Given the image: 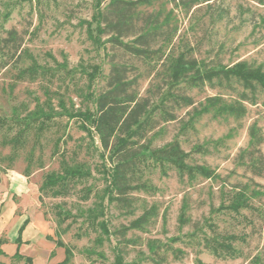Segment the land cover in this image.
Listing matches in <instances>:
<instances>
[{"label": "rangeland", "instance_id": "rangeland-1", "mask_svg": "<svg viewBox=\"0 0 264 264\" xmlns=\"http://www.w3.org/2000/svg\"><path fill=\"white\" fill-rule=\"evenodd\" d=\"M108 1L0 0V119L4 118V122L0 120V174L29 173L24 176L27 183L22 196L10 194L12 190L5 183L0 186V238L12 241L20 220H37L42 231L35 236L28 227L31 235L22 236L24 245L20 249L23 257L32 258V264L61 260L63 248L55 245L57 239L73 251L69 264H112L116 248L127 264H256V256L261 258L258 264H264V176H255L241 157L248 144L247 126L253 119H258L264 133V109L259 106L249 105L242 127L231 119L205 115L194 124V131L182 133L179 120L187 118L185 110L178 111L177 120L161 122L155 129L153 146L177 138L189 151L194 144L205 142L209 152L193 154V161L209 166L218 178L190 181L180 178L174 169H167L166 175L159 167L145 169L139 181L151 188L132 191L133 214H127L116 202L104 200V219L111 235H103L102 243L97 242L100 232L87 223L85 215L103 196L104 170L111 162L96 134L91 139L79 127V118L69 114L94 107L93 98L104 88L110 56L121 52L112 45L111 34L99 31L97 11ZM209 4L208 9L206 3L187 9L181 0H158L152 8L160 9L163 18L168 14L164 29L173 35L175 43L194 46L195 57L205 66L239 60L264 64V5L251 0H211ZM10 30L16 33L15 41L5 39ZM148 81L138 79L139 94L145 92ZM216 92L206 85L203 90L193 89L191 95L198 101ZM40 108L52 113L49 127L41 133L30 132L11 162L13 148L7 140ZM15 117L19 123L25 122L17 125ZM55 150L58 152L52 153ZM261 151L264 154V142ZM63 161L82 164L89 175L74 179L65 196L51 191L40 196L38 188L44 175L59 171ZM235 186L244 188L251 208H242L239 213L219 210L220 205L228 203ZM87 188L91 193L84 199ZM9 197L13 214L4 219L1 214ZM152 204L156 205V214L150 221L141 229H128L123 234L121 227ZM184 204L188 221L183 224L179 215ZM58 208L69 214L60 225L55 213ZM226 234L237 236L230 242V249H212L211 245L223 241L220 236ZM151 244L157 255L150 251ZM2 263L28 264L24 258L0 253Z\"/></svg>", "mask_w": 264, "mask_h": 264}, {"label": "trees", "instance_id": "trees-1", "mask_svg": "<svg viewBox=\"0 0 264 264\" xmlns=\"http://www.w3.org/2000/svg\"><path fill=\"white\" fill-rule=\"evenodd\" d=\"M156 1L158 0H109L103 9L97 11L99 31L111 34L112 45L121 52L110 56L104 88L93 98L94 107L69 114L79 118V127L86 131L91 139L95 133L103 150L109 153L111 166L104 170L106 187L103 196L85 215L87 223L100 232L101 237L96 239L98 243H102L103 235L106 238L111 235L104 219V200H107V203L116 202L127 214H133L135 198L131 195L132 191L151 188L146 182L139 181L145 169L159 167L163 175H166L167 169H174L180 178L186 177L190 181L197 177L218 178V174L209 166L193 161V154L209 152L205 142L194 144L189 151L182 148L177 138L153 146L155 129L161 122L175 121L178 111L185 110L184 116L187 118L179 120L182 133L194 131V124L205 115H210L213 119H231L236 122L237 127H242L241 120L248 115L249 105L264 109V64L253 65L239 60L226 65H203L194 55V46L184 42L175 43L173 35L164 29L168 14L163 18L160 9L152 8ZM209 1L211 0H181L187 9L201 3H206L208 9L211 6ZM251 1L264 5V0ZM261 22L264 23V15L261 16ZM15 34L14 30H10L9 37L5 39L15 41ZM126 38H131L130 42H125ZM132 70L134 72H131ZM28 73L33 72L28 70ZM138 79L149 80L143 94H139L136 88ZM88 81L92 82L93 78L88 76ZM206 85L217 89L218 92L205 95L197 101L191 91L203 90ZM0 120L4 122V118ZM51 120L52 113L44 112L41 108L28 122L20 120V123H25L23 126L19 125L15 134L7 140L13 148L9 156L11 162L18 156V150L28 141L29 133L35 130L38 133L45 131ZM14 123L20 124L17 118ZM247 134L248 144L242 150L241 157L246 159L248 169L255 176L263 177L264 154L261 145L264 142V133L258 119H253L247 126ZM57 152L58 150H55L52 153ZM28 154L32 158V153ZM22 174L25 177L29 175L28 172ZM88 175L82 164L71 165L63 161L59 171L44 175L38 188L40 196L48 191L53 195L65 196L72 189L74 179ZM235 189L228 203L220 205L219 210L239 213L242 208H251L250 197L245 195L244 188L235 186ZM90 193L91 189L87 188L84 199H87ZM256 193L252 192L251 195ZM186 207V204L182 205L179 215L183 224L188 221L185 216ZM58 209L55 213L57 225H60L69 214ZM155 214L156 205L144 208L127 226L121 227L122 233L128 229H141ZM27 223L28 218L17 230L18 235L14 240L17 248L12 256L24 258L28 264H32V258L23 257L18 249L21 233ZM220 238L223 241L215 242V245H211L212 249H230V242L236 240L237 236L226 234ZM4 242L6 241L0 238V245ZM54 243L63 248L64 254L63 258L54 264H69L73 257L72 249L60 239ZM149 247L152 253L158 254L152 244ZM176 251L178 254L182 253L179 249ZM0 253L5 254L1 248ZM260 259L256 256L255 263L258 264ZM112 264H127L120 249H115ZM156 264H160V261Z\"/></svg>", "mask_w": 264, "mask_h": 264}, {"label": "crops", "instance_id": "crops-1", "mask_svg": "<svg viewBox=\"0 0 264 264\" xmlns=\"http://www.w3.org/2000/svg\"><path fill=\"white\" fill-rule=\"evenodd\" d=\"M4 183H5V187L6 188H8L9 190H12V193H10V194L15 193L16 195H21L22 196L23 193H24L23 192L24 189H26L27 180L21 174H18V176L8 175V174H5L3 176L2 174H0V186L3 185ZM0 190H1V187H0ZM0 196H1V194H0ZM8 201L11 203V205L8 204L9 203ZM8 201H6L4 203L5 204L4 205L5 206L4 210L5 211L1 214V218H4V219L9 217V216H11L13 214V206H12L13 205V200L11 199V197H9ZM1 203H2V197H1V200H0V205H1ZM17 217L19 218V217H21V215H19ZM25 219L26 218H24L23 220H20L21 223H19L18 228L23 223V221ZM28 227L30 229L34 230L33 232H35V236L42 231L41 230L42 227L39 225L37 220L35 222H31V223H29V220H28V223L26 224V226L24 227V229H23V231L21 233V244L18 247L19 253H20V249H21L22 245H24V242L22 240V236H25L26 234H30L31 235V233H27L28 229H29ZM18 228H17V230H18ZM17 235H18V233H17ZM17 235L15 236V238L17 237ZM15 238L12 241H7L6 240V242L2 243L0 245L1 250L4 251L5 253L9 254V255H13L14 252L16 251V248H17V244L14 243Z\"/></svg>", "mask_w": 264, "mask_h": 264}]
</instances>
